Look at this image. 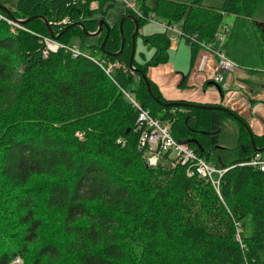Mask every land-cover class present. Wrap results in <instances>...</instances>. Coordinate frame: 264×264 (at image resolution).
I'll return each instance as SVG.
<instances>
[{"label": "trees", "instance_id": "obj_1", "mask_svg": "<svg viewBox=\"0 0 264 264\" xmlns=\"http://www.w3.org/2000/svg\"><path fill=\"white\" fill-rule=\"evenodd\" d=\"M94 1L99 6H91ZM116 2L18 0L11 12L28 20L15 31L0 21V264H242L245 257L264 264V171L240 164L263 155L252 139L264 147V134L237 120L239 159H217L216 165L228 167L218 192L206 178L187 175L185 165H172L171 151H163L157 165L147 164L138 112L124 93L208 160L224 120L236 117L208 106L221 104L163 96L146 73L169 58L171 39L163 29L141 35L153 54L140 52L131 66L135 21L128 15L141 27L154 12L206 41L232 15L226 54L263 70L264 0H223L219 6L136 0L144 16L125 7L110 24L106 14ZM46 19L59 42L79 40L80 48L114 64L110 73L64 48L44 57L43 39L52 37ZM100 19L109 31L104 24L87 44L92 36L75 23L95 32ZM192 49L193 60L199 47ZM236 221L243 225L244 246Z\"/></svg>", "mask_w": 264, "mask_h": 264}, {"label": "built area", "instance_id": "obj_2", "mask_svg": "<svg viewBox=\"0 0 264 264\" xmlns=\"http://www.w3.org/2000/svg\"><path fill=\"white\" fill-rule=\"evenodd\" d=\"M122 1L125 7L133 10L137 15L144 16L143 11L139 9L136 0H116ZM149 21H153L162 27L163 30L167 32L170 39H176L179 37L184 38L188 43L192 45H197L199 48H203L215 57L216 59V72L213 77V81L223 86L227 85L225 81L226 74H232L235 70L240 67L239 62L228 56L224 50V43L229 34L230 28L227 23L221 25L218 31L215 33L214 38L211 41H206L198 36L197 33L186 34L181 25L177 22H168L167 20L158 19L154 12H150L147 16ZM6 21L11 27L12 31H15L17 27H22L21 18H12L3 10L0 9V21ZM64 21V20H63ZM44 49L43 56L47 57L50 52H56L60 48H64L69 51L73 57L78 55H85L92 61L100 65L106 72L110 73L114 64L108 63L104 57L98 56L94 53L84 50L74 43L63 44L59 42L56 38L47 36L44 37ZM264 71V69H263ZM124 93L129 98L132 105L136 108L138 128L140 129L139 136V148L148 146V157L147 164L155 166L160 161V156L163 151H171L172 153V164H183L186 167L187 175H198L200 177L206 178L212 183L215 189L219 192L220 180L222 175L227 171L228 167L218 166L204 157L200 156L194 149H192L188 143L180 141L171 133L169 124H164L159 118L154 117L150 114V111L145 108L139 101H137L130 93L124 91ZM81 135V133H77ZM119 141H122L119 139ZM242 165H251L264 171V156L257 152L254 157L241 162ZM237 226V239L242 243L239 226L241 223L235 222ZM255 258L249 259L245 257L242 264H256ZM16 263H21L22 259L16 257Z\"/></svg>", "mask_w": 264, "mask_h": 264}, {"label": "crops", "instance_id": "obj_3", "mask_svg": "<svg viewBox=\"0 0 264 264\" xmlns=\"http://www.w3.org/2000/svg\"><path fill=\"white\" fill-rule=\"evenodd\" d=\"M233 21L234 16L231 15L227 23L229 27ZM192 50L186 39H171L168 60L148 67L146 73L157 84L163 96L168 99L221 104L234 111L254 134H264V71L240 65L232 74L225 75L227 85L223 86L213 81L217 66L215 57L209 51L199 48L192 60ZM228 118L232 120L229 122H232L230 124H233L238 137L239 120L228 116L226 122ZM226 148L218 147L213 153ZM215 155L224 163V154Z\"/></svg>", "mask_w": 264, "mask_h": 264}, {"label": "rangeland", "instance_id": "obj_4", "mask_svg": "<svg viewBox=\"0 0 264 264\" xmlns=\"http://www.w3.org/2000/svg\"><path fill=\"white\" fill-rule=\"evenodd\" d=\"M185 1H192V0H185ZM18 0H0V3L3 4V6H6L10 10H14L16 8ZM148 3H153V0H147ZM204 3L207 5H216L219 6L223 3V0H204ZM98 1H94L91 6L96 7L98 5ZM125 11V4L122 1H117L114 6H112L106 14V19L110 24L115 23L119 18H121V15ZM231 15L227 14L225 17V22H230ZM159 30L158 24L149 21L143 24V26H139V33L140 35L136 36L135 38V58L137 60H140V52H143V55H145L146 58H149L153 53H150V49L147 45H144L143 39L141 35L150 34L151 32ZM96 37L92 36L87 39V44L93 43L95 41ZM74 44L80 45L79 40L73 41ZM86 48V47H85ZM86 50V49H84ZM99 56V55H98ZM158 65V64H157ZM155 66V65H152ZM229 119V118H228ZM224 120L223 127L220 131V138H219V145L226 146L227 148L224 150L218 149L216 153L224 154L222 160L225 164H231L239 159V152L238 150L234 149L237 146L238 137L236 136V129L233 128V124H230L232 120ZM230 124V125H229ZM216 153H212V155L209 156L208 160L212 163H217V156ZM146 162L148 153H146ZM264 155V151H263ZM173 165V164H172ZM245 224V221L242 222ZM243 225L239 226V231H242ZM261 257L264 261V252L261 253Z\"/></svg>", "mask_w": 264, "mask_h": 264}, {"label": "water", "instance_id": "obj_5", "mask_svg": "<svg viewBox=\"0 0 264 264\" xmlns=\"http://www.w3.org/2000/svg\"><path fill=\"white\" fill-rule=\"evenodd\" d=\"M0 9L4 10L10 17L16 18L13 15V13L11 12V10L9 8H7L6 6H3L2 4H0ZM125 18L126 17H123L121 19V21H120V28H121V30H122V23H123V21H124ZM128 18H133L134 21H135V30L133 31V34H132V41L133 42H132V45H131L132 46V50H131V55H130V65L132 66V62H133V58H134V54H135V46H136L135 45V37H136L137 33L139 32V23H138V21L132 15H128ZM27 20L28 19H21L20 21L21 22H25ZM45 21L48 24V27L50 29V25H49L47 19ZM75 24L80 25L83 28V30L85 31V33H88L91 36L98 35L100 33V31L102 30V27H103L104 24L106 25L108 31L110 29L109 25L106 23V21L104 19H100L99 20V26L97 27V30L95 32H87L86 28L84 27V25L81 22H77ZM50 33H51V36L53 38H57L58 35L57 36L54 35V33H53V31L51 29H50ZM105 41H106V38L104 39V41L102 43V46H104ZM124 45H125V38L123 37L122 38V41H121V48H120V50L118 52H121L122 51V49L124 48ZM133 69H134V67H133ZM139 71L145 77V74L141 70H139ZM145 81H146V86H147L148 91L154 96V94H153V92L151 90V85H150L149 81L146 79V77H145ZM155 98H156V96H155ZM156 99H158V98H156ZM208 106L209 107H213V108L214 107L215 108H220V109L229 111L232 115H234L236 118H239L238 120L241 121L240 117H238L235 113L231 112L230 109H228V107H226V106H223V105H221V106H218V105H216V106L215 105L214 106L213 105H208ZM252 141H253V146L255 147V149H257V151H264V147L258 148V147H256L255 142H254L253 139H252ZM197 146L200 148V151L203 153V150L204 149H202L201 145L198 142H197ZM218 147H221V145H217L216 146V148H218Z\"/></svg>", "mask_w": 264, "mask_h": 264}]
</instances>
